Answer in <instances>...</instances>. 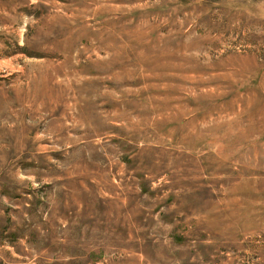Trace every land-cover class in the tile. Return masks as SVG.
<instances>
[{"label":"rangeland","instance_id":"rangeland-1","mask_svg":"<svg viewBox=\"0 0 264 264\" xmlns=\"http://www.w3.org/2000/svg\"><path fill=\"white\" fill-rule=\"evenodd\" d=\"M0 264H264V0H0Z\"/></svg>","mask_w":264,"mask_h":264}]
</instances>
